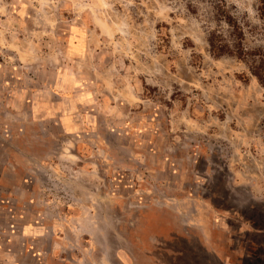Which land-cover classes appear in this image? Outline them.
Returning a JSON list of instances; mask_svg holds the SVG:
<instances>
[{"label": "rangeland", "instance_id": "rangeland-1", "mask_svg": "<svg viewBox=\"0 0 264 264\" xmlns=\"http://www.w3.org/2000/svg\"><path fill=\"white\" fill-rule=\"evenodd\" d=\"M213 1L0 0L3 91L4 81L19 89L67 68L97 102L99 137L85 139L87 157L69 144L55 158L60 169L40 177L52 216L33 221L58 245L46 264L264 257V88L243 62L210 54ZM225 1L245 46L264 49L257 0ZM82 163L85 172L73 171ZM48 240L39 239L42 250Z\"/></svg>", "mask_w": 264, "mask_h": 264}, {"label": "crops", "instance_id": "crops-1", "mask_svg": "<svg viewBox=\"0 0 264 264\" xmlns=\"http://www.w3.org/2000/svg\"><path fill=\"white\" fill-rule=\"evenodd\" d=\"M28 79L31 84L19 89L13 88L12 81H4L9 86L3 91L0 78V264L47 263L45 257L58 245L50 244L43 223L33 221L52 216L42 207L41 202L49 203L50 199L39 194L40 177L60 169L55 158L64 157V153L68 156L67 145L73 144L74 156L84 159L88 150L85 143H93L85 139L99 137L93 90L72 70L57 69L51 80ZM118 132L123 135L122 129ZM35 140L41 145L35 146ZM48 143L54 147L49 148ZM73 171L85 172L86 165L78 164ZM53 179L77 186L92 183L83 178L72 183L64 177ZM86 212V216L95 214L90 209ZM78 213L75 216L83 215L81 210ZM39 239L48 240L49 248L42 250Z\"/></svg>", "mask_w": 264, "mask_h": 264}, {"label": "trees", "instance_id": "trees-1", "mask_svg": "<svg viewBox=\"0 0 264 264\" xmlns=\"http://www.w3.org/2000/svg\"><path fill=\"white\" fill-rule=\"evenodd\" d=\"M257 2L258 16L264 20V0ZM211 8L217 24L207 31L206 41L210 54L215 57H234L243 62L250 75L264 88V49L245 46L243 24L225 0H214ZM262 124L264 129V119ZM257 259L259 264H264V257Z\"/></svg>", "mask_w": 264, "mask_h": 264}]
</instances>
